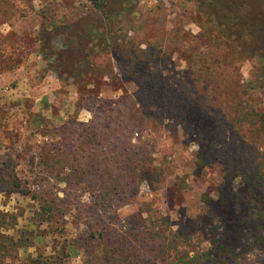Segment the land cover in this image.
<instances>
[{"label": "rangeland", "instance_id": "rangeland-1", "mask_svg": "<svg viewBox=\"0 0 264 264\" xmlns=\"http://www.w3.org/2000/svg\"><path fill=\"white\" fill-rule=\"evenodd\" d=\"M98 1L0 0L2 230L43 253L67 239L66 264H166L168 232L264 264L260 59L193 0ZM42 31L79 35L81 78L49 70Z\"/></svg>", "mask_w": 264, "mask_h": 264}, {"label": "trees", "instance_id": "trees-1", "mask_svg": "<svg viewBox=\"0 0 264 264\" xmlns=\"http://www.w3.org/2000/svg\"><path fill=\"white\" fill-rule=\"evenodd\" d=\"M194 3L208 16V23L212 28L216 27L222 37L228 43L231 42L237 46L241 51L247 52L249 55L257 56L260 59L258 67V79L252 77L256 82L255 88L264 90V0H193ZM96 7L100 6V1L92 0ZM65 24V23H64ZM68 26V25H67ZM55 29L58 25L53 26ZM79 35H70L65 38L61 37V43L56 47L50 36L44 31L38 34L40 41L39 53L43 58L50 61L49 70H51L57 77L62 80L66 76L73 78H81L85 71L76 66L81 65L82 56L85 48L79 47ZM78 43V44H77ZM81 51V55H80ZM83 52V54H82ZM74 61V64H66L69 60ZM247 117L258 119L264 124V113L256 112L250 109L247 111ZM49 222V221H48ZM2 216L0 215V264L14 263L18 264H66V260L73 253V248L70 243L63 244L67 239L61 242L59 247L56 243L48 251L49 253L40 252L37 248L38 242L43 238L37 232L20 231L16 232L17 236L22 234L29 237H16L14 234L5 233L2 230ZM226 231V230H224ZM162 232V229H160ZM54 233V234H53ZM52 240L54 241L56 233L51 231ZM167 242L164 245V252L170 254L173 252L171 259L166 264H219L216 260L219 256L224 255V243L217 241L214 245L213 251H206L203 253H194L189 255L188 252L177 245V237L172 233H167ZM173 235V236H172ZM25 240V241H24ZM222 240V239H221ZM253 240V239H252ZM256 241L264 249V234L256 236ZM151 243V242H150ZM35 245V246H34ZM33 246L35 252L24 253L19 259L18 251L25 250L27 247ZM184 246V245H182ZM16 259V260H15ZM15 260V261H13Z\"/></svg>", "mask_w": 264, "mask_h": 264}]
</instances>
